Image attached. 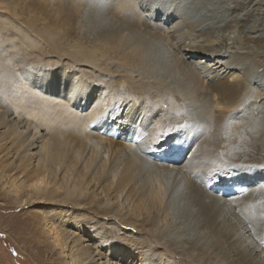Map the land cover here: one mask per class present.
<instances>
[{"label": "bare ground", "instance_id": "1", "mask_svg": "<svg viewBox=\"0 0 264 264\" xmlns=\"http://www.w3.org/2000/svg\"><path fill=\"white\" fill-rule=\"evenodd\" d=\"M92 2L99 5L98 15L89 22L79 19L78 40L88 49L94 41L99 46L106 42L108 54H116L123 69L130 68L129 84L115 89L86 72L69 71L61 81L64 95L71 94L69 100L75 99L77 106L82 99L85 104L93 101L94 121L114 119L116 108L122 106L127 116L142 121V136L151 133V145L171 133L167 126L161 130L168 132L161 131L162 124L172 126L174 134L165 141L172 145L153 156L144 143L138 144L115 189H96L99 197L91 199L97 215L111 214L138 233L149 234L144 242L107 241L102 232L96 233L97 219L86 216L73 225L83 227L74 237L62 234L56 222L41 214L38 234L60 249L61 264H161L156 252L145 254L149 242L164 247L166 254L168 249L182 253L190 264H264V74L255 65L264 55V13L241 14L225 0H102L105 20L100 13L105 6L100 0ZM98 47L97 58H104ZM92 63L97 79L106 73ZM127 90L131 95L125 98ZM6 128L7 122L0 121L2 190L10 192L4 181L10 180L22 194L20 201L33 204V195H40L48 205L69 203V187L33 188L31 182L21 181L24 176H16L13 162L11 167L7 163L14 143L4 139ZM19 129L18 124L11 135L22 136V170L31 180L36 156L31 151L37 149L40 136L29 128L25 135ZM99 146L88 136L82 143L96 187L103 184L96 174L99 168L111 176L114 166L107 160L96 165ZM122 187H134L133 193L122 198ZM79 198L73 201L83 210Z\"/></svg>", "mask_w": 264, "mask_h": 264}, {"label": "rangeland", "instance_id": "2", "mask_svg": "<svg viewBox=\"0 0 264 264\" xmlns=\"http://www.w3.org/2000/svg\"><path fill=\"white\" fill-rule=\"evenodd\" d=\"M100 1L104 7L105 2ZM224 3L231 4L235 7L234 11L241 14L244 10L250 13V16L264 13V0H225ZM96 6L99 8V5H94L92 0H0V121L7 122V128L3 130L5 131L4 139L7 142L10 139L14 143L13 148L9 150L11 158L7 163L11 167L10 162H13L16 176H24L21 181L31 182L33 188L58 184L69 187L71 191L67 196L69 203L64 205L59 202L45 204L43 202L46 200L40 195H33L34 197L31 198L33 204H31V202L20 201L22 194H17L15 187H11L16 182L4 180L5 184L9 185L10 192L6 194L0 185V264L62 263L64 256L60 253V249L50 241L44 243V236L38 234L39 219L43 217L40 216L41 214L52 222H56L58 230L67 236L72 233L74 237L81 234L77 229H83V227L73 225L81 224L83 216L97 219L96 222L100 225L96 226V233L102 232L107 241L144 242L149 236V234L138 233L137 229L119 222L111 214L109 215V217L112 216L111 218L97 215L93 212L95 209L91 199L95 196L99 197L96 195V189L105 191L107 185L115 189L120 174L124 173L128 165L129 157L133 156V148L138 144L144 143V149L153 152V156L169 151L172 144L167 145L165 141L174 134L172 126L159 123L160 130L163 126H167L171 133L167 134L162 141L151 145L149 144L151 133L142 136L145 133L141 128L142 121H136L137 119L127 116L122 106L116 108L117 114L113 116L114 119L94 121L95 103L93 101L85 104L82 99L81 105L77 106L75 99L73 102L69 100L71 94L64 95L66 92L62 91L61 81L69 71L73 75L86 72L94 79L114 86L115 89L129 84L130 68L123 69L117 55L108 54L107 48L110 46L106 42L99 46V43L94 41L88 49V46L81 44L78 40L79 35L75 25H78L79 19L82 18L85 22L93 21L98 15ZM106 7L100 12L104 19L105 17L108 19ZM91 34L93 40L94 33L91 32ZM95 43L96 47H102V53H105L104 58H97L96 54L100 51L94 46ZM111 44L117 45L116 42ZM89 53L92 56L90 58ZM92 61H96L97 67L106 72L98 79L93 70ZM255 65L264 74V55L256 59ZM127 89L130 90V87ZM124 94L127 98L130 92L127 90ZM132 106L136 108L135 104ZM167 109L165 106L164 111H161L162 114H165ZM162 117L165 118L164 115ZM11 124L13 127L9 128ZM18 124L19 133L25 135L29 128V131L38 132L40 136L37 149L31 151L36 155L31 161L29 174L32 177L31 180L22 170L26 164L21 158L24 149L22 136L11 135ZM158 126L155 127L156 131L159 130ZM167 129L163 128L161 131L168 132ZM87 136L92 138L94 143H100L98 150L101 157L97 159L96 165L100 167L104 160L113 161L114 164L111 176H106L107 169L104 171L99 168L96 173L103 182L102 188L94 185L91 161L82 151V143ZM102 146L105 149H102ZM148 157L150 162L157 163L154 157ZM2 164L3 160L0 156V169ZM71 182L73 185L77 182L79 185L70 187ZM128 182L131 183V177L128 178ZM78 186L80 188H77ZM133 188L122 187L121 190L124 191L122 198L125 195L129 197L128 195L133 193ZM61 190L65 192L63 188ZM242 192L244 191L240 193ZM76 196L80 197L84 206L83 210L78 209L73 201ZM57 197L59 198V195ZM219 197H223V193H220ZM132 205L131 203V208ZM129 208L127 206L126 210ZM162 242L164 241L159 239V243ZM149 245L145 254L151 253L149 254L151 257L152 252H156L160 256L158 260L161 264H190L187 256L178 251L168 249L169 253L166 254L165 248L161 245H158V248L156 242H149ZM118 257L120 258L119 255Z\"/></svg>", "mask_w": 264, "mask_h": 264}]
</instances>
